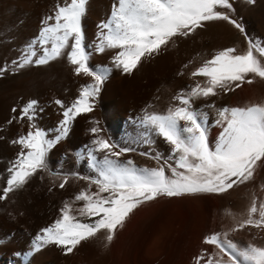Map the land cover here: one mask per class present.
I'll return each mask as SVG.
<instances>
[{"label":"snow or ice","instance_id":"6c2138e0","mask_svg":"<svg viewBox=\"0 0 264 264\" xmlns=\"http://www.w3.org/2000/svg\"><path fill=\"white\" fill-rule=\"evenodd\" d=\"M88 4L89 0L57 4L54 15L42 21L44 26L38 40L31 42L11 65L7 62L0 65L2 77L32 64L47 65L66 52L67 59L75 66V74L91 77L93 81L82 87L71 105L55 101L63 109L64 118L54 130V137L50 138L48 131L36 123L44 110L38 100H29L21 108L12 109L13 113L19 112V116L8 123L27 120L29 130L12 141L21 146V151L9 162L0 200L23 188L39 171L49 170V152L68 136L76 117L93 111L94 101L113 67L131 75L143 59L159 55L163 49L174 46L177 38H189L198 29H204L207 22L214 21H226L242 33L247 40V50L239 52L235 47H227L216 52L190 73L192 78H204L203 83L197 81L188 91L174 96L176 103L165 112H149L141 118L140 123L146 130L154 132L170 146L168 158L159 153H140L162 160L159 167H138L131 159L121 161L122 155L136 149L121 146L101 135L104 129L99 121H92L96 126L90 129L94 139L88 159L96 175L72 174L87 181L88 187L80 190L73 202L65 201L60 218L34 238V252L47 245H56L65 254H71L82 242L102 231L107 234V247L130 214L142 205L160 197L222 195L234 187L253 182L257 169L264 166V103L220 108L206 103L205 108L215 109V125L221 128L215 142L209 137L208 112L193 106L196 100L207 101L220 93L252 84L257 78L264 80V40L251 37L242 21L233 17L232 0H116L109 18L97 25V41L91 45L86 43L83 27ZM107 50H117L111 61L113 67L90 64L93 51L104 53ZM96 153H103L102 158L98 159ZM52 175L62 173L52 172ZM63 176L59 184L61 189L69 179L68 174ZM93 185L95 191H92ZM76 201L83 205L75 212L86 219L73 214ZM249 227L264 230V202L258 204L256 197L246 216L237 220L232 228L212 232L203 238V243L215 250L202 249L193 257V264H264V246L249 243L241 247L229 239L230 232Z\"/></svg>","mask_w":264,"mask_h":264},{"label":"bare ground","instance_id":"6f19581e","mask_svg":"<svg viewBox=\"0 0 264 264\" xmlns=\"http://www.w3.org/2000/svg\"><path fill=\"white\" fill-rule=\"evenodd\" d=\"M232 3L235 9L233 17L242 21L251 37L264 40V0H254V3L250 0H232ZM227 47L244 52L247 50V40L228 22L214 21L207 22L204 29H198L189 38H177L175 45L163 49L159 56L167 71L175 67L196 83H203L204 78H192L191 71ZM189 61L192 63L189 64ZM185 64L189 65L188 68L184 67ZM238 94L241 96L236 100ZM212 98L217 103L227 100L229 107L264 103V80L257 78L252 84H244L235 91L220 93ZM215 120L209 133L212 142H215L221 131L215 125ZM146 152L169 157L168 151L153 147L146 149ZM133 159H138L136 154H133ZM161 163L162 160L150 158L145 167L155 168ZM41 177L38 172L23 188L10 193L0 208V247L5 249L0 250L1 264H193V257L202 249L215 250L203 243L206 235L232 228L237 220L246 216L253 197L257 198L258 204L264 202V166H261L253 182L234 187L222 195L160 197L142 205L130 214L107 247V234L102 231L96 237L82 242L71 254H65L56 245H47L34 252V238L41 234L43 228L51 226L60 218L64 202H73L75 197L63 194L59 188H53L50 196L38 197L37 191L47 187ZM234 192L240 193L242 199L236 202L231 196ZM82 205L80 201L73 203L74 215L78 216L75 209ZM256 233L249 227L230 232L229 239L239 242V246L243 247L253 237L252 244L264 246V241Z\"/></svg>","mask_w":264,"mask_h":264},{"label":"rangeland","instance_id":"374dc122","mask_svg":"<svg viewBox=\"0 0 264 264\" xmlns=\"http://www.w3.org/2000/svg\"><path fill=\"white\" fill-rule=\"evenodd\" d=\"M69 2L70 0H0V65L5 62L11 65V61L20 57L31 42L38 40L45 17L54 15L57 4ZM115 2L116 0H89L87 14L83 20L86 43L89 45L97 41V25L109 18ZM36 47L39 51V44ZM116 51L107 50L104 53L93 51L90 64L95 67H113L111 61ZM74 67L65 52L47 65L32 64L0 77V189L4 186L9 162L15 160L21 151V146L13 144L12 141L26 135L29 130L27 120L8 123L14 116H19V112L13 113L12 109L21 108L29 100H38L44 110L36 123L48 131L50 138L54 137L56 134L54 130L64 118L63 109L55 101L61 100L65 106H69L78 98L82 87L93 82L91 77L76 75ZM187 76L184 71L175 67L167 71L159 55L143 59L131 75L113 67L101 93L94 101L93 111L76 117L70 125L68 136L49 152L47 163L50 171H39L42 176L40 179H44L47 187L43 191L38 190L37 196L40 198L50 196L53 188H59L63 194L73 197L88 187L87 181L80 180L72 174L96 175L88 159V150L93 147L91 141L94 139L90 129L96 126L92 121H99V126L104 129L101 135L110 137L121 146L128 145L136 149L122 155L121 161L132 159L133 154H136L138 159H133L135 164L138 167H145L150 158L140 153L152 147L168 151L170 154V146L154 132L146 130L140 120L146 113H163L173 106L176 103L173 97L188 91L196 83ZM240 96L241 94H238L236 100ZM221 101L222 103H217L211 97L207 102L204 99L194 102V107L208 112L209 133L217 117L215 109H211L210 112L204 105L214 103L217 108L228 106L227 100ZM146 139L150 142L145 143ZM96 155L99 159L103 153ZM52 172H59L62 175L54 176ZM63 174H68L69 179L61 189L59 184L64 179ZM95 190L93 185L92 191ZM231 196L236 202L242 199L240 193L234 192ZM4 203V200H0V208ZM252 229L257 232V237L264 241V232ZM252 238L248 239L249 243H252ZM233 241L239 245V242ZM0 250L5 251L1 247Z\"/></svg>","mask_w":264,"mask_h":264}]
</instances>
